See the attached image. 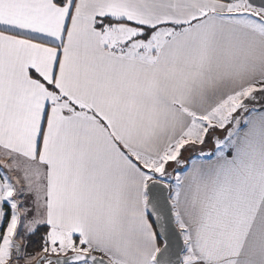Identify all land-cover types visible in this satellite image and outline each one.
<instances>
[{
	"label": "snow or ice",
	"instance_id": "6c2138e0",
	"mask_svg": "<svg viewBox=\"0 0 264 264\" xmlns=\"http://www.w3.org/2000/svg\"><path fill=\"white\" fill-rule=\"evenodd\" d=\"M0 157V264H264V0H0Z\"/></svg>",
	"mask_w": 264,
	"mask_h": 264
},
{
	"label": "trees",
	"instance_id": "16d2710c",
	"mask_svg": "<svg viewBox=\"0 0 264 264\" xmlns=\"http://www.w3.org/2000/svg\"><path fill=\"white\" fill-rule=\"evenodd\" d=\"M33 239L38 241V237H33ZM29 250L31 251V248Z\"/></svg>",
	"mask_w": 264,
	"mask_h": 264
},
{
	"label": "crops",
	"instance_id": "0c3cea01",
	"mask_svg": "<svg viewBox=\"0 0 264 264\" xmlns=\"http://www.w3.org/2000/svg\"><path fill=\"white\" fill-rule=\"evenodd\" d=\"M0 158H2V157H0ZM6 171V170H5ZM9 174V176H12L13 174L12 173H8Z\"/></svg>",
	"mask_w": 264,
	"mask_h": 264
},
{
	"label": "water",
	"instance_id": "95a60500",
	"mask_svg": "<svg viewBox=\"0 0 264 264\" xmlns=\"http://www.w3.org/2000/svg\"><path fill=\"white\" fill-rule=\"evenodd\" d=\"M164 196H165V197L167 196V193H166V192L164 193Z\"/></svg>",
	"mask_w": 264,
	"mask_h": 264
}]
</instances>
